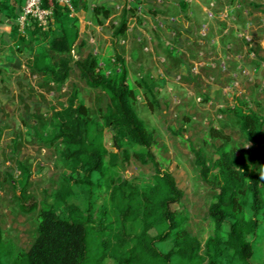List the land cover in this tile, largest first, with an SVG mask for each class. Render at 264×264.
Here are the masks:
<instances>
[{"label":"rangeland","instance_id":"374dc122","mask_svg":"<svg viewBox=\"0 0 264 264\" xmlns=\"http://www.w3.org/2000/svg\"><path fill=\"white\" fill-rule=\"evenodd\" d=\"M199 1L203 17L198 12L197 20L185 21L191 35L178 51L181 64L167 59L174 57V50L167 49L170 44L164 46L169 53L153 58L146 44L136 39L133 58L125 61V37H114L121 15L115 18L117 23L113 19L108 22L106 33L100 30L104 24L100 21H96L99 26L86 29L87 33L81 32L70 57L73 62L95 56L101 68L109 59L114 63V53L124 60L128 83L135 92V110L154 136L152 152L157 167L134 159L132 153L139 148L129 141H122L117 148L113 132L105 129V147L118 154L113 175L143 188L152 184L156 169L169 172L183 194L171 209L185 218L184 229L203 245L213 232L208 209L215 191L202 181L191 148L200 150L213 169L217 148L246 150L247 174L264 164V152L247 141L235 117L236 108L258 115L264 138V0ZM8 23L0 13V228L4 242H11L19 255L34 242L39 222V206L22 213L15 199L19 164L30 171L28 194L32 199L37 204L44 200L54 204L53 195L69 165L61 157L59 142L44 143L39 136L49 133L53 112L68 103L73 91L97 122H101L109 100L102 91L84 84L75 65L61 87L35 72L32 65L40 52H47L53 63L60 56L50 53L43 41L20 34L14 26L7 33L4 26ZM166 63L176 66L168 69ZM115 68L119 70L120 65ZM148 102H154L153 108ZM73 192L69 202L85 207V195L75 187ZM133 229L138 230L136 225ZM105 264L115 262L107 259Z\"/></svg>","mask_w":264,"mask_h":264},{"label":"trees","instance_id":"16d2710c","mask_svg":"<svg viewBox=\"0 0 264 264\" xmlns=\"http://www.w3.org/2000/svg\"><path fill=\"white\" fill-rule=\"evenodd\" d=\"M22 2L0 0V13L13 20ZM43 7L52 9L53 29L45 33L32 25L26 34L43 41L60 58L53 63L47 52H40L33 70L61 87L75 65L84 84L102 91L109 103L97 122L73 91L68 103L53 112L49 133L39 138L62 145L61 157L69 171L53 195L55 203L37 204L28 194L30 171L19 164L15 199L22 213L39 206L37 233L30 248L16 255L13 244L4 242L0 228V264H105L107 259L115 264H264V164L247 174L246 150L217 148L213 169L200 150L191 148L202 181L215 191L208 209L213 232L202 245L184 229L185 218L171 209L183 194L169 172L156 169L152 184L143 188L113 175L118 154L105 147V129L113 132L117 148L129 141L139 148L132 153L134 159L157 167L154 136L135 110V92L128 83L124 60L114 53V63L109 59L105 68L92 55L72 62L70 55L79 37L76 17L54 0H43ZM93 11L96 16L110 14L101 7ZM125 31L123 18L114 37ZM148 105L153 108L154 102ZM235 117L247 141L264 152L260 117L240 108ZM123 155L129 158L127 151ZM74 187L85 195V207L69 202Z\"/></svg>","mask_w":264,"mask_h":264},{"label":"crops","instance_id":"0c3cea01","mask_svg":"<svg viewBox=\"0 0 264 264\" xmlns=\"http://www.w3.org/2000/svg\"><path fill=\"white\" fill-rule=\"evenodd\" d=\"M75 2V16L78 21L79 32L77 42L80 40L81 32L86 29L91 30V27L98 25L96 21L104 22L102 26H98L103 33H106L104 27L110 20H117L115 18L119 15H121L120 21L123 18L126 20V31L123 34L125 47H123L122 52L125 61L133 58L135 52L133 49L135 41L133 40L136 39L139 43L146 44L145 47L150 50L153 58L155 55L162 56L174 50V57L167 59L173 58L175 63L181 64L182 60L178 51L180 47L183 48L182 43L191 35L190 31L187 30L188 22L185 21L197 20L196 14L198 12L199 17H203L198 8V5H201L199 0H75ZM22 5L15 10L16 16L20 13ZM96 7L108 9L109 16L103 17L101 14L96 16L93 11ZM116 9H120V11L117 12ZM14 20L15 18L13 20L8 19L10 23L4 26L7 33H10L12 26L15 27ZM171 20L173 23L170 22ZM113 23L117 22L114 21ZM129 41L130 45H127ZM169 44L171 45L167 48L169 51H166L165 47ZM175 54L177 55L175 56ZM161 59L162 61L165 60L163 57ZM165 66L171 69L176 65L166 63Z\"/></svg>","mask_w":264,"mask_h":264},{"label":"built area","instance_id":"2783aa9c","mask_svg":"<svg viewBox=\"0 0 264 264\" xmlns=\"http://www.w3.org/2000/svg\"><path fill=\"white\" fill-rule=\"evenodd\" d=\"M59 6L66 7L74 16L75 9L73 8L74 0H54ZM212 18V14H209ZM15 28L22 35H26L27 29L36 25L41 32H49L53 29V12L51 8L43 7V0H23V5L20 13L14 20Z\"/></svg>","mask_w":264,"mask_h":264}]
</instances>
